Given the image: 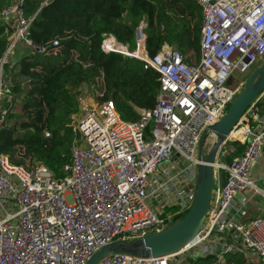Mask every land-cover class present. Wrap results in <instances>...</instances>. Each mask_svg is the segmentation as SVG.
<instances>
[{"label":"built area","instance_id":"2783aa9c","mask_svg":"<svg viewBox=\"0 0 264 264\" xmlns=\"http://www.w3.org/2000/svg\"><path fill=\"white\" fill-rule=\"evenodd\" d=\"M196 2L201 28L195 55L167 42L149 55L143 23L133 49L114 35L104 36L105 52L136 57L159 73L156 101L152 108H138L134 120L124 119L112 98L80 114L62 177L43 162L29 168L0 151V264H83L107 242L167 226L175 212L161 215L165 207L189 208L204 132L240 91L235 73L264 60V0ZM22 6L23 0H13L0 9L11 28L0 55V128L16 98L6 67L10 53L18 45L40 53L50 46L29 37L32 17ZM230 133L217 149L209 207L190 242L161 257L114 252L95 264H203L189 261L195 252L220 262L235 251L264 259V186L252 173L264 151V91ZM44 134L51 131L46 127ZM229 142H239V151ZM152 201L162 207L159 214ZM252 203L262 210L248 217Z\"/></svg>","mask_w":264,"mask_h":264},{"label":"trees","instance_id":"16d2710c","mask_svg":"<svg viewBox=\"0 0 264 264\" xmlns=\"http://www.w3.org/2000/svg\"><path fill=\"white\" fill-rule=\"evenodd\" d=\"M12 2L0 0V9ZM22 8L25 16L32 17L29 37L50 46L44 53L17 47L20 52L11 64L10 74L15 96L20 100V91L24 96L14 104L21 112L13 114L11 106L10 120L0 128V151L29 168L43 162L57 178L64 175L62 166L70 160L75 137L71 113L79 107L78 93L85 87L95 86L98 100L112 98L124 119H137L136 108H152L155 104L159 73L136 57L105 52L101 48L105 35H114L135 48V31L143 23L149 55L164 42L184 53L199 50L201 9L196 0H23ZM10 35L9 24L1 19L0 55ZM18 74L26 80L18 81ZM25 83L26 87L22 86ZM46 127L50 136L44 134ZM234 144L240 147L239 142ZM186 210L167 206L161 215L175 212V220ZM209 257L214 255L195 252L189 261L200 263ZM227 261L252 264L238 252Z\"/></svg>","mask_w":264,"mask_h":264},{"label":"water","instance_id":"95a60500","mask_svg":"<svg viewBox=\"0 0 264 264\" xmlns=\"http://www.w3.org/2000/svg\"><path fill=\"white\" fill-rule=\"evenodd\" d=\"M264 91V60L244 80L243 87L236 93L224 115L211 124L207 131L214 141L204 151L206 135L198 144L197 177L194 199L186 212L167 226L132 238L119 237L96 249L83 264H95L109 253L122 252L138 256H163L183 248L203 226L209 207L213 187V164L219 145L230 133L246 108Z\"/></svg>","mask_w":264,"mask_h":264},{"label":"rangeland","instance_id":"374dc122","mask_svg":"<svg viewBox=\"0 0 264 264\" xmlns=\"http://www.w3.org/2000/svg\"><path fill=\"white\" fill-rule=\"evenodd\" d=\"M1 19L2 18H0V20ZM129 49H133V48H131L129 46ZM190 51H191V54L192 55H195V54L198 53V51L195 50V49H191ZM185 53H187V52H185ZM15 56H16V53L15 52H11L10 53V59H12V61H10L9 66H7V73H11L10 72V69H12L11 64L13 63V60H14ZM138 65L139 64H136L135 66L136 67H140ZM257 65L258 64L253 65L250 69H248L244 73H235L236 78H238L241 81L240 82V89L243 87V81L247 78V76H249L251 74V72L257 67ZM17 80L18 81H20V80L21 81H25L26 80V77L18 74L17 75ZM22 86L26 87V83L25 84H22ZM20 92L22 93L21 99H23L24 93H23V91H20ZM96 94H97L96 87L93 86V85H91V84L88 85L87 87H85L82 91H80L78 93V97L77 98H78L79 107H76L75 111L73 113H71V116L73 118L74 125L76 123L77 117L80 114H82L83 112H85L87 110L93 109L101 101V100H98L96 98ZM19 98H20L19 96H16V98H15L16 100H14V102L12 104V107L14 106L13 110L11 111L13 114H18V113L21 112L20 109H19V107L17 108L14 105V104H18L19 102H21V99L19 100ZM228 107L225 109V111L228 109ZM136 109H138V108H136ZM204 133L206 135V141H205V144H204V151H206L210 147V145L212 144V142L214 141V137H213V134H211L209 131H205ZM230 144H232V142L227 143V145H230ZM155 202L156 201H152L150 204L154 208L155 212L159 214L161 212V210H162V207L161 206H158V205L153 206V204ZM125 238H132V237H125ZM228 255L231 256V253L227 254V256ZM252 264H264V259L261 260L258 257L253 256Z\"/></svg>","mask_w":264,"mask_h":264},{"label":"crops","instance_id":"0c3cea01","mask_svg":"<svg viewBox=\"0 0 264 264\" xmlns=\"http://www.w3.org/2000/svg\"><path fill=\"white\" fill-rule=\"evenodd\" d=\"M14 52L17 53L18 50L16 49ZM229 146H230V149H232V150L237 149L239 151L238 148H240V147H237L234 144H230ZM252 173H253L254 178L257 180V182L264 186V180H263V176H264V151L261 153V155L258 158V160L256 161V163L253 165ZM261 210H262L261 204H258V203L249 204V206L246 208V216H248V217L256 216V215L261 213ZM235 252H238L242 256L244 261H248V260H250L251 262L253 261V256L248 255L247 253H245L243 251H235ZM232 253H234V252H231V254ZM228 258H230V255H228V256L226 255L225 261ZM225 261L224 262L217 261L215 258V255H214V257H209V258L205 259L204 261H202V263L203 264H234L233 261H227V262H225Z\"/></svg>","mask_w":264,"mask_h":264},{"label":"bare ground","instance_id":"6f19581e","mask_svg":"<svg viewBox=\"0 0 264 264\" xmlns=\"http://www.w3.org/2000/svg\"><path fill=\"white\" fill-rule=\"evenodd\" d=\"M212 134V133H211ZM230 134H233V132L232 133H230Z\"/></svg>","mask_w":264,"mask_h":264}]
</instances>
